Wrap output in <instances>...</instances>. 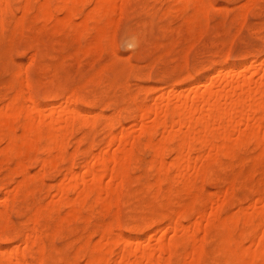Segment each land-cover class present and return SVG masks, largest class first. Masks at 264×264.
Listing matches in <instances>:
<instances>
[{
    "label": "bare ground",
    "instance_id": "bare-ground-1",
    "mask_svg": "<svg viewBox=\"0 0 264 264\" xmlns=\"http://www.w3.org/2000/svg\"><path fill=\"white\" fill-rule=\"evenodd\" d=\"M179 1L175 0L172 5ZM125 2L126 0H23L22 6H20L22 7V16L16 19L15 27L23 28L27 22H33L36 25L30 24L37 32V23L53 22L58 31H61L62 28H68V32L74 38L78 37V40L79 37L94 32L95 38L92 37V43L88 40L89 45L85 46L84 52L90 54L96 49H98L97 52H101L99 49L114 47L120 22L118 8L120 6L122 15V6ZM207 3L206 0H186V6L188 8L191 6L193 10L186 19L193 27L200 24L203 17L206 18ZM86 4H91L92 7L89 9L90 11L84 14L83 7ZM9 5V0H0V27H4V15L9 9ZM183 6H180L182 10L184 9ZM82 13L84 15L81 23L76 24V18ZM245 14L243 13V15ZM242 17L245 18L246 15ZM29 40L26 42L28 48L40 46L39 43H33L32 40ZM74 41L76 40L74 39ZM131 43L134 44V41ZM9 50L7 49V52ZM37 57L41 59V57ZM227 65L226 60L222 67L225 68ZM253 68L254 63L244 64L237 80H230V77L226 75L225 78H221V86H217L218 76H214L203 89H200L201 86H194L189 89V92H183L175 97L171 96L170 99L176 101L187 100L180 108H174L171 104L163 105L162 100L165 96L162 94L155 99L153 104H136L133 115L134 127L132 126L131 129L121 127L122 130L118 133L116 132L118 131L116 125L121 123L120 116H113L117 115L115 113L108 118V115L104 114V117L102 114L104 119L107 118L104 124L107 135L102 147L99 148L100 150L97 151L95 145L90 148L88 151L90 157L83 164V171L77 169L78 165L76 166L73 162L63 170L60 168L61 178L55 185L51 184L48 191V194L53 195L54 199L45 204L41 200H33L35 203L27 208L29 210L28 219L26 218L27 223L25 221L20 222V225L26 224L23 225V228L14 226L9 217V210L16 205L17 201L23 203L24 199L26 200L32 194L31 183L35 178L43 179L48 171L57 169L59 163L66 159L69 137L74 130L78 127L81 130V127L92 128L96 126L99 116L91 110L82 109L79 106L78 100L80 98H78L77 90L72 89L63 101H56L60 98L58 93L56 95L53 93L54 97L51 93L50 101L41 104L35 100L28 79L27 84L24 83L23 79L22 82L18 79L20 86L8 100L7 105L0 106V168L2 164H6L9 178L21 177L15 181L16 185L12 189H8V182L10 181L0 186L1 190L7 188L6 193L3 191L5 198L0 202V240L5 242V244L0 242V264H45L50 256H54L50 253L52 249L50 252L47 250L46 239L63 235L64 228L66 229V225L70 224L73 219L88 221L91 215L94 216L92 213L95 210L108 214L114 211L112 215H115L118 221L121 203L123 201L128 203L129 200L124 199H129L138 192L131 193L129 186L131 185L132 171L136 173L134 169L142 160V154L140 155L139 152L141 146L150 150L151 159L149 162L151 167L149 168L154 172V179L148 181L149 183L147 182L148 184L144 186V192L151 194L150 197L152 196L156 208L159 206V210L154 211V215L158 218L151 222L150 227L171 220V224H168L174 226L173 229H175V233L177 232L176 234H178L179 229H184L183 234H179L184 236L180 237L182 240L194 241L203 228L201 220L206 211L211 209L216 213L217 210H224L226 202L229 201V196L233 195L237 188L244 185V182L240 181V175L236 174L237 172L234 173L235 176L228 178L220 175L218 171L227 169L230 173L231 169H235L233 167L236 163V168L237 165L241 168L247 158H245L246 151L252 152L250 147H253L255 154L253 158L247 160L253 165L249 169L251 171L248 170V172L253 175L260 174V182L252 187L256 195L257 192L260 194L262 181L264 182V166L262 165L264 162V73L259 80L243 77L246 72ZM20 73H23L22 70ZM100 73L98 74L100 75ZM101 78L103 77L101 76ZM18 80L16 78V81ZM11 83L10 86L14 82ZM84 85L85 83L83 87ZM155 88L163 91V88ZM170 99L169 101H171ZM87 103L90 104V102ZM82 104L85 105L86 103ZM78 144L80 145V140L76 144L78 147L74 153L79 150ZM71 154L69 155L71 158L76 155L72 154L71 156ZM26 158L35 159V162L41 166L38 173L31 174ZM247 165L249 164L247 163ZM261 165L262 168H260ZM239 168L238 173L240 172ZM136 178L139 177L136 176ZM140 178L142 179V177ZM207 181L226 182L228 186L224 195L218 192L206 194L203 187ZM251 181L254 182V179ZM138 182L136 181V185ZM224 182L222 186L225 185ZM132 188L134 187L132 186ZM143 189L138 190L142 191ZM215 203L219 205L217 210H215ZM124 205L126 204L124 203ZM145 205L147 207L149 203ZM174 205L177 206L176 210ZM160 207H164L167 212H162ZM129 210L131 211V209ZM23 214L26 215L27 213L22 212ZM240 217L234 219L223 215L213 216L207 220L205 226L207 230H215V227L218 226L219 230H215L214 238H233L232 227L238 226ZM137 218L134 220L133 217H130L129 219L136 222L139 220H136ZM191 218L194 220L190 221L191 223L187 222V224L186 220ZM145 220L143 219V221ZM118 223L120 222L118 221ZM118 223L114 225V223L103 222L101 226L99 223V228L96 230L100 234L99 240L93 243L91 235L86 237L83 235L84 238H80V244L74 251L77 253L76 256L72 259L61 256V263L58 264H172L173 258L176 259V264H201L206 257L214 254V252H206L204 248L200 250L194 248L195 245L191 251H178L173 241L170 246L161 243L164 237L161 239L160 245L158 244V247L153 248L150 235H146L148 237L145 240L138 235L129 236L125 233L126 227L123 229ZM252 223H254L253 220ZM148 225V223L141 221L129 230L137 233L144 232L149 228ZM179 235L176 236V240ZM182 242L184 243V241ZM179 245L181 244L179 243ZM184 246L187 245L184 244ZM55 250L59 254L61 253L58 248ZM221 250L224 253V249L221 248ZM261 256H255L252 262H246L243 257L241 264H264V258ZM181 259L182 262L179 263ZM210 263L212 264V262Z\"/></svg>",
    "mask_w": 264,
    "mask_h": 264
},
{
    "label": "rangeland",
    "instance_id": "rangeland-1",
    "mask_svg": "<svg viewBox=\"0 0 264 264\" xmlns=\"http://www.w3.org/2000/svg\"><path fill=\"white\" fill-rule=\"evenodd\" d=\"M206 1H208L206 6L207 16L206 18H202L200 24L193 27L187 20L193 10L191 6L189 8L186 6V0H180L174 5L172 4L173 2L175 3V0H126L125 4L122 6V15L120 6L118 8L120 10H118L120 22L115 37L114 47L104 50L99 49L101 52H97L98 49H96L93 53L87 54L84 52L85 46L89 45V41L91 43L93 42L92 37L95 38L94 32L79 37L78 40V37L74 38V36L68 32V28H62L61 31H58L53 22L37 23V32L34 27H32L34 24L33 22H27L23 28H17L15 27V21L18 17L22 16V7L20 6H22L23 0H9L10 7L4 15V27H0V97L2 98L0 100V106L3 104L4 106L7 105L9 102L8 100H10L17 87L20 86V81L22 82L24 80V83L27 84L28 79L31 84V92L37 102L41 104L49 102L51 93L53 97V93H55V95L58 93L60 98L56 101H63L73 89L78 92L77 95L78 98H80V101L78 100L79 106L82 109H89L99 116L96 126L92 128L88 126L81 127V130L78 127L74 130L69 137L67 157L59 163L58 170L48 171L43 179L35 178L31 183V188L33 187L32 194H30L31 197L29 196L26 200L24 199L23 203L17 201L16 205L9 210L10 220L15 227L17 225V227L20 226V228H23L26 225L24 223V226L22 224L20 225V222L27 221L29 216V210H27L28 206L35 203V201L41 200V202L45 204L54 199L53 195L50 196L48 194V191L50 190V185H55L59 178H61V169H65L73 162L76 166L78 165L77 169L83 171L84 168H82V166L90 157V153H88L90 148L95 145L97 151L100 150L99 148L102 147L107 135V129L106 126H104L107 118L104 119L102 117L104 114L108 115V118L112 117L110 115L115 113H117V115L115 114L113 116H120L119 119L124 126H121V123L116 125V130H118L116 132L118 133L122 130L121 127L130 129L134 127L133 115L135 114L134 110L136 104H153L155 99L161 96V94L165 96L164 100H162L163 105L171 104L174 108H180L187 100L183 99L181 101H176L170 99L171 96L175 97L183 92H189V89L194 86H201L200 89H203L214 76H218L216 80L217 86L222 84L221 78H225L226 75L230 77V80H237L243 65L248 63H254V68L246 72L243 77L253 78L254 80L260 79L264 73V0ZM178 4L179 7H177ZM182 5H184L183 7L185 10H182V7H180ZM250 5L252 6L250 7ZM91 7V4H86L83 7V13L85 14L90 11L89 9ZM242 12L246 13V17ZM83 13L76 18V24L81 23L84 15ZM20 31L22 34L19 33ZM73 38L77 42L74 41ZM28 39H30L29 41L32 40L31 42L33 43H39L40 46L28 48L26 46ZM133 41L134 44L131 43ZM7 49L10 50L7 52ZM37 56L41 57V59ZM226 60L228 65L223 68L222 65L226 63ZM21 70L23 72L22 74L20 73ZM54 71L55 73H53ZM98 71L101 72L100 75L102 74L101 76L103 78L98 74ZM16 78L20 81H16ZM10 81L16 83V86ZM86 82H88L87 85ZM10 83L12 84L11 86ZM84 83L85 85L83 87ZM90 84L94 85L91 86ZM155 87L163 88V91L161 92ZM168 98L171 101H169ZM86 100H88L87 102H90V104H88ZM81 102L86 104L84 105ZM91 102L94 103L92 104ZM92 105L96 106L92 107ZM120 108L121 110H119ZM79 140V150L77 153H74V150L78 147L76 144ZM84 143L86 144L84 145ZM249 149L253 152L248 150L249 154L247 151L245 154V158L247 157L245 162L249 165L244 162L241 168H239L238 165L236 168V163L233 167V169H235H231L230 173L227 169H225L226 171L223 169L218 171L220 175L228 178L236 174L240 175V181L244 182V185L241 188H237L235 193L229 196V201L226 202L224 210H217L219 205L215 203L217 214L211 209L206 211L204 218L201 220L203 228L201 232L198 233L197 237H195V239L193 238L194 241L191 242L180 239L181 236L184 237L183 235H179L183 234L184 229H179L178 234H176L177 232L175 233V229H173L174 226L168 224H171V220H166L163 222L164 224L160 223L155 225L156 227L154 225L150 227L151 222L158 218V216L154 215V211L159 210V206L156 208L152 196L150 197L151 194L144 192V186L150 181H153L154 172L149 168L151 167L149 162L151 159V152L147 148L141 146L139 152L140 155L142 154V160L140 159V164H138L140 167L137 165V168L134 169L136 173L132 171V176L130 178L131 185L129 186L131 193L138 191L139 195H137V192L133 197L131 196L132 198L129 197V199H124L129 200L128 203H126V201L121 203L118 215V221L120 223H118L115 215H112L114 211L108 214L95 210L92 213L94 216L96 215L95 218L91 215L88 221L84 220L86 224H84L81 219H73L70 224L68 223L66 225V229L64 228L62 232L63 235L46 239L47 250L50 252L52 249L50 253L51 255L54 254V256H50L48 258L49 261L46 260L45 264L61 263V256L67 259L74 258L77 254L74 251L80 244L79 240L86 236L91 235L93 243L98 241L100 234L97 233L96 230L99 228V223L101 226L103 222L114 223V225L118 223L123 229L126 227V232L125 230L124 232L127 235H138L143 240L148 237L146 235H150L152 237L151 245L153 248L158 244L160 245V241L164 237L161 243L170 246V243L172 245L173 241L178 251H191L195 245L194 248L199 250L204 248L206 252H214V257L209 255L201 264H209L210 262H212V264H241L243 257L246 262H252L257 255H262L261 258H264V182L262 181L261 193L259 194L257 192L256 195L252 187L260 182L261 178L259 177L261 176L258 173L255 174V176L249 174L251 172H248V170L252 168V162H248L247 160L253 158L255 154L253 147ZM83 151H86V153ZM71 153L73 155L76 154L75 157L72 156ZM70 154L72 158L74 157L73 160H70L72 159L69 156ZM169 159H172V157H169ZM26 160L28 161L31 174L40 171L41 166L35 162V159L26 158ZM250 160L252 161V159ZM262 165L264 166V162ZM262 165L260 168L263 167ZM238 168L240 169L239 173ZM55 173L56 175H54ZM136 176L139 177L138 179H141L140 177H142V179L138 180ZM0 177V179L4 178L0 180V186L10 181L8 182V189L15 187V181L21 179L19 176L9 178L6 164H2L0 168ZM253 179L256 183L251 181ZM136 181H139L137 185ZM223 182L224 181H222V183L218 182L219 185L217 182L207 181L204 183L203 188L206 194L208 192H218L224 195V191L227 189L228 184L224 182L225 185L222 186ZM132 186L134 188H132ZM141 188L144 189L139 191ZM6 190L7 188L3 190L0 189V202L5 198ZM3 191H5V193ZM124 203L126 205H124ZM148 203L150 206H144V204ZM174 206L176 210L177 206ZM16 209L19 210L17 211ZM129 209H131L132 212ZM160 209L162 212H167L164 207H160ZM149 210L150 212H148ZM22 212L27 214L22 215ZM142 215L144 216V220L146 218L145 221H143ZM220 215L224 217L229 216L234 219H238L239 216H241L238 226L232 227L234 231L233 238H214L215 230H219L218 226L215 227V230H207L205 226L207 220L213 216ZM244 215L248 218L246 219ZM130 217H133L134 220L138 217L136 220H139L135 222L131 220L132 218L129 219ZM147 217L152 218L148 219ZM193 220L194 218L186 220V223H191L190 221ZM252 220L254 223H252ZM141 221L149 224L147 231L144 230L147 234L142 231L137 233L129 230L132 226ZM178 235L179 237H177V240L179 239V241L177 242L176 236ZM77 241L79 242L77 243ZM182 241H184V243ZM0 242L5 244L3 240H0ZM179 243L181 245H179ZM184 244L188 247L184 246ZM22 245L24 247V244ZM53 246L57 247L61 253L59 254V252L55 250L57 248ZM221 248L224 249V253ZM175 262L176 259L173 258L172 264H176ZM181 262L182 259L179 260V263Z\"/></svg>",
    "mask_w": 264,
    "mask_h": 264
}]
</instances>
